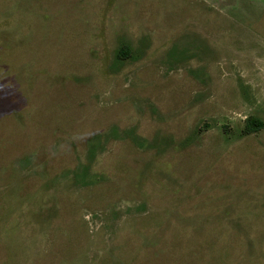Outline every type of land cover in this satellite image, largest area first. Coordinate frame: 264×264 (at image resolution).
<instances>
[{"label":"rangeland","instance_id":"obj_1","mask_svg":"<svg viewBox=\"0 0 264 264\" xmlns=\"http://www.w3.org/2000/svg\"><path fill=\"white\" fill-rule=\"evenodd\" d=\"M0 264H264V0H0Z\"/></svg>","mask_w":264,"mask_h":264},{"label":"trees","instance_id":"obj_2","mask_svg":"<svg viewBox=\"0 0 264 264\" xmlns=\"http://www.w3.org/2000/svg\"><path fill=\"white\" fill-rule=\"evenodd\" d=\"M262 126V122L256 120V129H259Z\"/></svg>","mask_w":264,"mask_h":264}]
</instances>
